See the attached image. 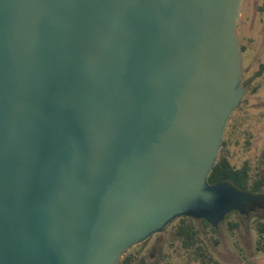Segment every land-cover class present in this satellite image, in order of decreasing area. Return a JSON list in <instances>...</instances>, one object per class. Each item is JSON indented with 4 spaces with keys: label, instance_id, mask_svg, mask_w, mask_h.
Returning a JSON list of instances; mask_svg holds the SVG:
<instances>
[{
    "label": "water",
    "instance_id": "water-1",
    "mask_svg": "<svg viewBox=\"0 0 264 264\" xmlns=\"http://www.w3.org/2000/svg\"><path fill=\"white\" fill-rule=\"evenodd\" d=\"M244 0H0V264H120L210 183L246 93Z\"/></svg>",
    "mask_w": 264,
    "mask_h": 264
},
{
    "label": "rangeland",
    "instance_id": "rangeland-1",
    "mask_svg": "<svg viewBox=\"0 0 264 264\" xmlns=\"http://www.w3.org/2000/svg\"><path fill=\"white\" fill-rule=\"evenodd\" d=\"M239 32L246 93L221 155L234 167L246 164L253 176H264V0H244ZM177 221L131 250L144 255L149 264H264V233L258 228L259 222L264 224V205L247 209L245 214L232 212L216 227L196 221L208 253L205 260L175 239Z\"/></svg>",
    "mask_w": 264,
    "mask_h": 264
},
{
    "label": "trees",
    "instance_id": "trees-1",
    "mask_svg": "<svg viewBox=\"0 0 264 264\" xmlns=\"http://www.w3.org/2000/svg\"><path fill=\"white\" fill-rule=\"evenodd\" d=\"M226 146L227 142H224L223 149ZM219 182H228L245 193L264 198V176L258 173L253 176L251 168L246 164H244L241 168L234 167L233 165H231L225 154L221 155L217 165L215 166L210 176L211 184H217ZM263 205L264 201H255L249 209H252L254 207H261ZM229 215L230 214H228L226 218H228ZM198 220H201L204 226H212L204 219L183 217L180 218L174 225V236L175 239L181 243L183 249H185L186 251H193L199 258L205 260V258L208 257V253L205 250L204 241L200 236V229L195 223ZM235 226L238 227L237 224ZM258 228L261 233H264L263 223L259 222ZM146 243L147 241H145L142 245H145ZM120 264L149 263L144 255H137L131 250L124 256Z\"/></svg>",
    "mask_w": 264,
    "mask_h": 264
},
{
    "label": "flooded vegetation",
    "instance_id": "flooded-vegetation-1",
    "mask_svg": "<svg viewBox=\"0 0 264 264\" xmlns=\"http://www.w3.org/2000/svg\"><path fill=\"white\" fill-rule=\"evenodd\" d=\"M255 201H253L249 206H248V209L250 208V206L254 203Z\"/></svg>",
    "mask_w": 264,
    "mask_h": 264
}]
</instances>
